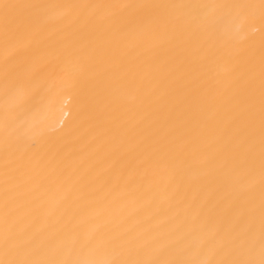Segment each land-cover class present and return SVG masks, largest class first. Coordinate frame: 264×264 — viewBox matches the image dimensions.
Segmentation results:
<instances>
[{"label":"bare ground","instance_id":"bare-ground-1","mask_svg":"<svg viewBox=\"0 0 264 264\" xmlns=\"http://www.w3.org/2000/svg\"><path fill=\"white\" fill-rule=\"evenodd\" d=\"M0 264H264V0H0Z\"/></svg>","mask_w":264,"mask_h":264}]
</instances>
